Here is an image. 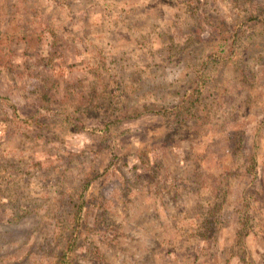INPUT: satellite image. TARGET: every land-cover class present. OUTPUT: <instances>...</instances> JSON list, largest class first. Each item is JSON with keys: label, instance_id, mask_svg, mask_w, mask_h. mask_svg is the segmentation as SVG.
<instances>
[{"label": "rangeland", "instance_id": "obj_1", "mask_svg": "<svg viewBox=\"0 0 264 264\" xmlns=\"http://www.w3.org/2000/svg\"><path fill=\"white\" fill-rule=\"evenodd\" d=\"M239 240L264 264V0H0V264H243Z\"/></svg>", "mask_w": 264, "mask_h": 264}, {"label": "trees", "instance_id": "obj_2", "mask_svg": "<svg viewBox=\"0 0 264 264\" xmlns=\"http://www.w3.org/2000/svg\"><path fill=\"white\" fill-rule=\"evenodd\" d=\"M197 24L201 26L202 21L198 20ZM202 76L203 75H199V76L195 75L192 81H189V83L185 84L183 96H181V99L179 101L180 106L178 105L176 107L184 110L185 114H187V117L190 116V114L192 113L195 103L198 100V97L202 93V88L205 84L204 80L202 79ZM92 101H94V98H92ZM145 110H149V109H145ZM151 110L152 112L160 115V117L162 118H166V116L169 114L167 113V111L159 110L158 108L155 107H153ZM135 116H139V114H136ZM82 207H83V203L81 206L78 205V210H81ZM238 249L241 255V262H243V264H246L243 259L244 246H243V242H241L240 240L238 241Z\"/></svg>", "mask_w": 264, "mask_h": 264}]
</instances>
